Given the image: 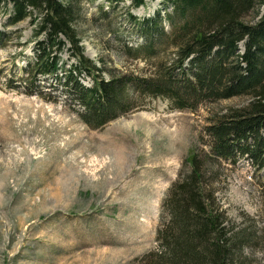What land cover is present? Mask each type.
Instances as JSON below:
<instances>
[{"label":"rangeland","instance_id":"1","mask_svg":"<svg viewBox=\"0 0 264 264\" xmlns=\"http://www.w3.org/2000/svg\"><path fill=\"white\" fill-rule=\"evenodd\" d=\"M76 2L74 29L95 66L147 72L148 63L127 48L140 43L137 23L156 11L162 17L169 6ZM263 13L261 5L244 22L255 24ZM14 28L20 36L9 35L0 49V264H147L168 187L214 115L245 99L177 110L166 99L141 96L129 114L91 129L59 90L50 102L3 87L31 55L28 21ZM62 60L58 79L71 63ZM213 177L221 182L227 227L242 240L236 264H264V170L241 159L234 167L222 162Z\"/></svg>","mask_w":264,"mask_h":264},{"label":"trees","instance_id":"2","mask_svg":"<svg viewBox=\"0 0 264 264\" xmlns=\"http://www.w3.org/2000/svg\"><path fill=\"white\" fill-rule=\"evenodd\" d=\"M105 1L112 8L125 0ZM126 1L130 9L143 4ZM261 5L264 0H162L163 11L169 6L170 12L139 21L140 43L127 48L133 59L149 65L137 74L107 72L84 55L74 29L76 0H0V49L9 35L20 36L19 29L8 28L24 20L32 43L24 66L3 87L50 102L51 92L59 90L78 106L77 116L88 128L132 112L141 96L166 99L177 110L245 99L214 115L168 187L157 248L146 254L147 264H236L234 249L242 240L227 227L217 197L221 182L213 175L222 162L234 167L241 159L264 170V13L255 24L244 22ZM63 55L71 63L58 79Z\"/></svg>","mask_w":264,"mask_h":264}]
</instances>
